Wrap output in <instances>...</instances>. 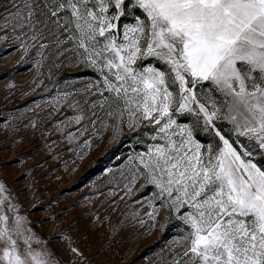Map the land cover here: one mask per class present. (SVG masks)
Segmentation results:
<instances>
[{
  "label": "snow or ice",
  "instance_id": "obj_1",
  "mask_svg": "<svg viewBox=\"0 0 264 264\" xmlns=\"http://www.w3.org/2000/svg\"><path fill=\"white\" fill-rule=\"evenodd\" d=\"M0 41L37 87L53 69L87 76L50 102L73 111L80 159L106 133L148 130L115 179L148 191L149 232L175 222L160 264H264V0H9ZM7 193L0 264H60Z\"/></svg>",
  "mask_w": 264,
  "mask_h": 264
},
{
  "label": "rangeland",
  "instance_id": "obj_2",
  "mask_svg": "<svg viewBox=\"0 0 264 264\" xmlns=\"http://www.w3.org/2000/svg\"><path fill=\"white\" fill-rule=\"evenodd\" d=\"M8 4L0 0V13ZM36 73L27 56L0 41V182L12 203L60 264H160L178 233L175 222L149 232L138 222L148 220V191H139L140 182L125 194L115 179L131 167L129 157L144 150L148 130H125L112 140L106 133L80 159L84 137L68 119L73 111L54 110L50 102L59 88L87 76L53 69L52 79L37 87Z\"/></svg>",
  "mask_w": 264,
  "mask_h": 264
}]
</instances>
